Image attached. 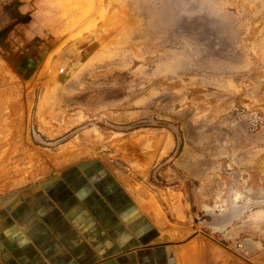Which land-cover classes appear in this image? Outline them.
I'll return each mask as SVG.
<instances>
[{"label": "rangeland", "instance_id": "obj_1", "mask_svg": "<svg viewBox=\"0 0 264 264\" xmlns=\"http://www.w3.org/2000/svg\"><path fill=\"white\" fill-rule=\"evenodd\" d=\"M20 14L21 42L0 37L1 184L98 163L138 195L182 192L201 230L235 187L264 198V0H42ZM239 206L228 230L264 246V201Z\"/></svg>", "mask_w": 264, "mask_h": 264}, {"label": "crops", "instance_id": "obj_2", "mask_svg": "<svg viewBox=\"0 0 264 264\" xmlns=\"http://www.w3.org/2000/svg\"><path fill=\"white\" fill-rule=\"evenodd\" d=\"M41 1L0 0L3 44L20 41L17 29L30 23V9ZM46 34L54 44L53 31L46 27ZM2 181L0 264H264V246L248 257L233 249L239 241H228L226 232L195 229L182 192L166 188L162 196L145 187L138 195L98 163L63 164L32 184ZM256 213L262 210L251 212L253 223Z\"/></svg>", "mask_w": 264, "mask_h": 264}, {"label": "water", "instance_id": "obj_3", "mask_svg": "<svg viewBox=\"0 0 264 264\" xmlns=\"http://www.w3.org/2000/svg\"><path fill=\"white\" fill-rule=\"evenodd\" d=\"M147 124V123H143ZM151 124L160 125V126H168L173 128L171 125L166 123H158L153 122ZM175 130V128H173ZM176 131V130H175ZM228 207L225 212L222 213H215L213 211H207V214L202 218V224L207 227L211 228L215 232H227L226 237H228V241H235L238 235H233V230L229 231V227H231L235 222L239 221L241 217L244 216L246 207L239 206L234 204V200L231 197V194L228 196ZM240 232V229L236 231V233ZM252 245V247H250ZM233 249L245 256H252L254 253L259 252L262 249L261 243H254L250 239H244L237 243L233 244ZM256 248V250H254Z\"/></svg>", "mask_w": 264, "mask_h": 264}, {"label": "flooded vegetation", "instance_id": "obj_4", "mask_svg": "<svg viewBox=\"0 0 264 264\" xmlns=\"http://www.w3.org/2000/svg\"><path fill=\"white\" fill-rule=\"evenodd\" d=\"M247 191V193H246ZM253 190L250 189H245L243 190H238L237 187L233 189V198L235 199V202L237 201L238 198H245L247 195L251 198L252 201H256L259 197L257 196L258 193L254 194L252 192ZM254 203V202H253ZM228 205V201L226 200V204L222 207L225 208V206ZM223 210V209H222ZM260 215V213H256L255 217H253V220H256V218Z\"/></svg>", "mask_w": 264, "mask_h": 264}, {"label": "bare ground", "instance_id": "obj_5", "mask_svg": "<svg viewBox=\"0 0 264 264\" xmlns=\"http://www.w3.org/2000/svg\"><path fill=\"white\" fill-rule=\"evenodd\" d=\"M233 200H234V202H235V199L233 198ZM264 201V198H261V199H259V201L258 200H256V201H252L251 200V198L247 195L246 197H245V202L246 203H252V204H254L255 202H263ZM254 202V203H253Z\"/></svg>", "mask_w": 264, "mask_h": 264}, {"label": "built area", "instance_id": "obj_6", "mask_svg": "<svg viewBox=\"0 0 264 264\" xmlns=\"http://www.w3.org/2000/svg\"><path fill=\"white\" fill-rule=\"evenodd\" d=\"M60 73L63 74L64 73V70H61Z\"/></svg>", "mask_w": 264, "mask_h": 264}]
</instances>
